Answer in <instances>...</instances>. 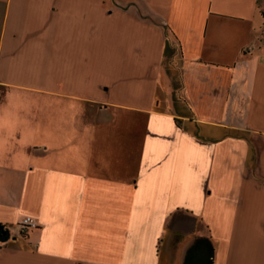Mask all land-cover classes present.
<instances>
[{"label":"crops","instance_id":"0c3cea01","mask_svg":"<svg viewBox=\"0 0 264 264\" xmlns=\"http://www.w3.org/2000/svg\"><path fill=\"white\" fill-rule=\"evenodd\" d=\"M263 44L264 0H0V264H264Z\"/></svg>","mask_w":264,"mask_h":264},{"label":"rangeland","instance_id":"374dc122","mask_svg":"<svg viewBox=\"0 0 264 264\" xmlns=\"http://www.w3.org/2000/svg\"><path fill=\"white\" fill-rule=\"evenodd\" d=\"M179 56L176 49L172 51L170 56H164L162 59V67L164 72L170 77L171 82L175 84L174 90L179 91V80H178V68H179Z\"/></svg>","mask_w":264,"mask_h":264},{"label":"trees","instance_id":"16d2710c","mask_svg":"<svg viewBox=\"0 0 264 264\" xmlns=\"http://www.w3.org/2000/svg\"><path fill=\"white\" fill-rule=\"evenodd\" d=\"M174 48L176 49L178 56H180L178 42L174 37L173 33L169 29H167L164 39L163 55L170 56ZM6 236H7V229L3 224L0 223V242H2Z\"/></svg>","mask_w":264,"mask_h":264},{"label":"built area","instance_id":"2783aa9c","mask_svg":"<svg viewBox=\"0 0 264 264\" xmlns=\"http://www.w3.org/2000/svg\"><path fill=\"white\" fill-rule=\"evenodd\" d=\"M262 47H263V50H264V44H263ZM36 224H37L36 220L32 216H29V215H24L17 222L18 228L21 231H24V229L26 227L35 226Z\"/></svg>","mask_w":264,"mask_h":264}]
</instances>
